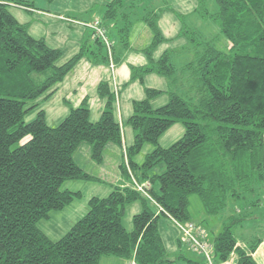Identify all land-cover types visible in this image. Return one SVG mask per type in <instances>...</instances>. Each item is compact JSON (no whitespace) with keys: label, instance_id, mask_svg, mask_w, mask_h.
Returning <instances> with one entry per match:
<instances>
[{"label":"trees","instance_id":"trees-1","mask_svg":"<svg viewBox=\"0 0 264 264\" xmlns=\"http://www.w3.org/2000/svg\"><path fill=\"white\" fill-rule=\"evenodd\" d=\"M211 1L216 11L209 9L207 0H200L198 14L219 26L228 47L219 48L216 40H207L179 16L181 38L188 41L194 59L178 69L172 52L152 60L165 41L158 27L164 9L154 7L157 0L108 3L103 22L117 29L120 49L114 46L110 53L95 35L94 42L85 41L64 65L58 64L60 50L31 37L28 26L10 12L11 8L31 11L33 3L0 0V264H100L103 258L176 264L167 254L161 218L175 224L190 222L191 197H198L206 218L221 215L231 200L247 203L258 196L253 202L257 203L264 191V0ZM139 22L148 26L153 40L143 51L149 65L131 67L132 80L143 83L148 74L167 78L169 103L153 109L151 101L162 92L150 89L143 101L134 102L129 120L134 143L126 150L120 171L123 178L136 181L113 188L105 198H92L87 214L53 242L39 223L81 197L62 190L63 184L99 180L75 163L77 149L89 143L92 160L101 164L107 145H123L122 127L114 115L117 96L108 83H100L98 95L106 105L97 123L90 120L88 98L57 127L48 126L44 111L32 121L28 115L38 109L35 102L82 59L103 66L123 61L131 51L130 31ZM176 124L184 127V136L172 147L162 148L160 138ZM146 144L155 149L138 166L135 158ZM159 165L164 172L152 175ZM134 203H140L142 211L128 232L123 218L127 206ZM243 221L239 215L229 218L215 237L213 254L219 264L233 255L236 264H257L253 254L262 239L240 247L234 229ZM181 238L179 250L183 242L188 247Z\"/></svg>","mask_w":264,"mask_h":264},{"label":"crops","instance_id":"crops-1","mask_svg":"<svg viewBox=\"0 0 264 264\" xmlns=\"http://www.w3.org/2000/svg\"><path fill=\"white\" fill-rule=\"evenodd\" d=\"M25 1L29 3H33L34 5V9H32L30 13L41 16L51 21V24L49 26L50 28H46L45 31L38 30L37 26L34 27L33 23L27 21V19L23 15L20 14L19 16H16L15 13L12 11L13 8H11L10 10L11 14L21 25L28 26L29 35L31 37H33L36 40H43L52 49L61 50L63 59L60 60L58 64L60 65V63L63 60H65V62L61 64L64 65L79 53L82 44L85 42L87 38L88 32L86 31V29L82 28L81 25H83L84 23H91L92 21L102 22L106 5L112 2L113 0H101V4L99 6V13L102 14L101 17H99L98 15H92L91 16L92 19L90 21L83 19L80 20L79 18L77 19L73 17L74 15H80L82 13L87 12L89 8L83 6L84 3L82 5L79 4L77 7L72 8L70 10L66 9V11H64V14L66 15H63L59 13L60 8L63 6L64 2H70V0H55L52 4L55 3L53 6L57 8L58 12H52L50 9L37 8L35 6L37 2L36 0L32 2L30 0H25ZM84 1L86 2V0ZM199 1L200 0H167V4L161 2L160 0H157V2H155L154 7L156 9H164L159 18L158 27L165 41L153 53L152 60L154 62L159 61L161 56L168 51L172 52L173 56H176V59L178 57L179 61L177 63L175 61V63L179 65L181 68L184 67L186 64L190 63L194 59L193 52L191 49H189L188 41L186 40V38H181V32L183 27L181 17L184 18V22L187 23L188 27L200 31L199 29L196 28V24L197 22L204 23L205 21H203L198 14V9L200 5ZM208 2L212 3L213 1L207 0V4ZM213 6H214V2L212 6L210 5V10L214 12L216 11V8L214 6L213 9ZM166 8H171L173 12L168 11ZM18 10H21L23 12H29L22 9H18ZM70 13L71 14L74 13V15L72 17L71 15H67ZM45 25L48 26V24ZM34 32L40 34L38 35L40 37L35 36ZM200 32L204 35L202 30ZM47 36H49L50 42L55 47L47 43L48 42ZM89 37L92 38V42H94V37H92L91 34ZM89 37L87 38L86 41H90ZM152 40H153V34L151 30L148 28L146 24H144L143 22H139L136 23L130 31L131 51H129L126 54V56L123 58V61L117 64V66L111 67L109 65L108 66L94 65L87 59H82L80 63L76 66V68L67 76L65 82L59 86V88L57 89L58 92L49 101L46 102L45 104L46 107L49 106L48 111H45L44 109L39 110L45 112L46 122L48 126L51 127L49 122H52L51 124L54 123V125H57L61 120L63 119L65 120L66 117L70 114L71 109L78 108L85 98L89 99V110H90V118H91L90 120L92 123H97L100 120L106 105V100L102 99L98 95V86L100 83L106 82L109 84L111 92L117 96V102L115 103L114 106V115L117 123H119V125H121L122 127L123 145L122 146L116 145V146L117 149H120L122 151L123 158H125L126 150L130 148L134 143V131L129 125V120L133 115L134 102L143 101L146 98V89H150V90H158L162 92L161 95H159L158 97H156L151 101V106L153 109L162 108L169 103L168 102L167 104L160 105V107L154 106L156 105V103L162 101L163 97L165 98L167 97L169 99L168 79L158 76L156 74H148L144 77L143 83H141L140 81L132 80L131 67L142 68L149 65L150 60L143 53V51L146 50L151 45ZM61 44L63 46L69 45V51L72 53L66 56V51L63 50V48H60ZM179 62L180 64H178ZM37 113L38 111L35 110L31 113L30 116L32 117ZM28 119L29 117L27 118V120ZM34 119L35 118L33 119L31 118L29 121H32ZM176 126L177 124L174 125L172 128H170L160 138L159 145L161 144L162 146L167 147V146H171L174 143V141L172 142V140L175 139L177 136H179V134L181 133V130H178V132L176 130L178 134L176 135L175 130H173L175 129L174 127ZM184 134H185V129L183 127V136ZM109 145H115V144H109ZM109 145H107V147ZM110 149H112L113 154L119 153V151L116 150V148L115 149L110 148ZM91 150L92 149H90V152ZM136 164L138 166L143 165V163H139V162L138 163L136 162ZM101 173L102 171H100V174ZM101 183L102 185L103 184L105 185L104 182L101 181ZM116 184H117L116 186L110 185V188H105L104 192L97 191L96 195H89L87 197L82 195V198L78 199V201L73 202L71 206H69V209L71 210L69 214L65 215L61 219L62 221L61 224L50 225L49 228L47 229V232H44L41 228L40 229L52 241H56L57 239L55 238H62L61 236L66 231V228L70 226H74L79 220H81L87 214L89 209L88 203L90 199H92L93 197L101 198L99 197L101 196L100 194L109 196L113 188L129 187L131 185V181L123 178L120 173V177L116 181ZM77 193H81V192H77ZM262 197L264 198V192L262 194ZM263 208H264V204H262L261 209ZM141 211L142 208L140 203H134L132 205L127 206L125 212V217L127 215V218H124L123 226L128 232H131L133 228L132 225H133L134 217L138 215ZM247 214H252V210L248 206L242 209L241 206V207H237V209L235 210L232 211L229 210L228 212H226L224 214L225 217L223 218V220L229 222V218L235 215H239L240 217L244 218V221L241 224H239L237 228L240 227L241 230L243 231L245 227H247V229H249L248 230L249 233L247 232L243 233L242 231H240L238 235L235 234L238 241V245L240 247H248L253 241L257 240L258 238L262 239L261 244L259 245L257 251L255 252L254 258L257 264H264V220L262 221V223L258 224V227L260 229L259 230L260 236H257L256 231L252 232L249 228V226H253V222L249 218L246 219ZM260 214L264 216L263 212H260ZM67 218L68 220H66ZM125 220H128V226L124 225ZM168 220L170 221L171 225L178 226L171 219ZM210 221L211 220L209 218H206L203 210H201L200 212L199 221H195L191 219L190 216V222L197 226H201V224L205 222L208 223ZM224 224L225 223H223V225ZM202 228L204 229L206 233V239L208 240V230L204 227ZM179 239H182L181 230L179 234H175L173 236V241L175 242L176 246ZM182 244H184V242ZM183 247L187 248L186 245ZM181 249L180 250L178 249L177 254L174 256V260H176V264H194L187 260H192L197 264H209V261L204 254L201 253L200 255L197 254L200 257H202V261L197 260L196 257H193L191 259L188 256L184 255ZM211 251L209 252L212 258V264H219L214 259V256L211 254ZM188 252L193 253L190 250H188ZM178 257H179V261L177 262ZM236 263H237V257L233 255L230 261L224 264H236ZM101 264H129V262L117 258H104Z\"/></svg>","mask_w":264,"mask_h":264},{"label":"rangeland","instance_id":"rangeland-1","mask_svg":"<svg viewBox=\"0 0 264 264\" xmlns=\"http://www.w3.org/2000/svg\"><path fill=\"white\" fill-rule=\"evenodd\" d=\"M30 1L32 2L34 0H30ZM36 1L37 2L35 4V6L37 8L50 9L52 12H58L57 8L55 6H53L55 3L54 4L48 3V2L43 1V0H36ZM79 4L80 5L83 4V6L88 7L89 9L87 10V12L82 13L80 15H74V13L73 14L70 13V14H67V15H71V17L74 15L73 17H75L77 19L79 18L80 20L83 19V20H87V21H90L92 19L91 18L92 15H98L99 17H101L102 14L99 13V6L101 4V0H86V2L84 0H70V2H64L63 6L60 8L59 13L63 14V15H66V14H64V11H66V9L70 10L72 8L77 7ZM153 5H154V3H153ZM210 5L212 6L213 2L212 3L208 2L209 9H210ZM48 6H50V7H48ZM214 6L216 8L215 4H214ZM214 6H213V9H214ZM12 11L15 13L16 16H19L20 14L23 15L27 19V21L33 23L34 27L37 26L38 30L45 31L46 28H50L49 26L51 24V21H49V20H47V19H45V18H43L41 16L35 15L33 13H30V10H29V12H23L21 10L13 8ZM62 19H64V18H62ZM96 23H98V21H92L91 23H84L83 25H81L82 28L86 29V31L88 32L87 38L90 36V34H91V36L93 35L92 37H94V39L96 38L95 35L96 36L100 35L98 33L99 31L97 29H95V28H98L99 30H103L104 31V34H105V36L107 38L106 42L101 39L103 44L106 45L107 51L109 49L112 51L114 46L117 48V50H119L120 49V44H119V38H118V34H117V29H114L115 27L112 26V24L104 23L103 20H102V22L99 21L100 24L98 23L99 24L98 27L96 26ZM45 24H48V26H46ZM65 26H68V25H65ZM196 28L199 29L200 31L202 30V32L204 33L205 38L207 40H216V45L219 48L224 50V49H226L228 47V43L225 42V39L220 34V29H219V26L217 24H213V23L209 24V22H204V23L197 22ZM34 33H35V36L40 37V36H38L40 34H37L36 32H34ZM47 38H48V40H47L48 42L47 43L50 44L51 46L55 47L50 42L49 36H47ZM87 38H86V40H87ZM100 38H102V37H100ZM39 39H41V38H39ZM89 39H90V41H92V38L89 37ZM112 39H113V41H112ZM129 39H130V36H129ZM107 43L109 44V46H107ZM60 48H63V50L66 51V56L70 55L72 53V52L69 51V45L63 46L61 44ZM127 53L128 52H126L123 57H125ZM108 54H109V52H108ZM62 59H63V57L61 58V60ZM174 59H175L174 62L176 61V63L179 61L178 57L176 59V56H174ZM64 62H65V60H63L60 63V65L63 64ZM178 64H180V62ZM109 66L114 67V66H117V64L111 63V64H109ZM177 68L180 69L181 67L179 65H177ZM66 78H67V76L65 77V79ZM65 79L61 83H59L55 87H53L50 90V92H48L43 97H41L38 101L35 102V105H37V107H38V109H37L38 112L41 109H44L45 111H48V107L49 106L46 107V105H45L46 102L49 101L58 92L57 89L59 88L60 85H62L65 82ZM170 86L171 85H170V81H169V89H170ZM166 98L163 97L162 101H160L159 103H156V105H154V106L155 107H160V105L167 104L169 102V99L168 98L166 99ZM30 115L31 114L28 115V117H29L28 121L31 118L32 119L36 118V116H37V114L33 115L32 117ZM63 120H61L57 125H54V123L51 124L52 122H49V124L51 125V127H57L58 125H60V123H62ZM174 128L175 129H173V130H175V132H176V130H177V132H178V130H181V133L179 134V136H177L175 139L172 140V142L174 141V143L171 146L164 147V146H162L160 144L162 148H164V149L170 148L182 138V136H183V127H182V125L181 124H177V126L174 127ZM177 132H176V135H178ZM90 146L91 145L89 143L81 144L80 147L77 149V151L74 154V161L86 173H88L89 175L93 176L95 179L98 178L99 180L98 181H88V182H86V181H70V182H66L62 186V190L68 189V190H70L73 193L81 192L82 194L80 193L81 194L80 198H82V195H84L85 197H87L89 195H96L97 191L104 192L105 188H110V185L116 186L117 185L116 181L119 179L120 173H121V171L119 169V166L122 165L123 161H124L122 151L120 149H117L116 145H109L108 147L105 148L104 153H103V158H104L103 163L104 164H102V163L98 164V163L94 162L92 160V158H91L92 152H90V149H92V148H90ZM110 148H114V149L116 148V150H118L119 153L118 154L117 153L113 154V151ZM154 149H155V147L153 145L146 144L143 147V149L141 151V154L138 155L135 158V162L144 163L146 156L148 154L152 153ZM125 156H126V152H125ZM164 169H165V167L163 165H159L157 168L152 170L151 174L153 175V174L162 173V172H164ZM100 171H102L101 174H100ZM106 171H107V173H106ZM101 181L104 182L105 185L104 184L102 185ZM133 181L135 182L136 180L135 179H131L132 183H133ZM99 186H101V187H99ZM138 187L142 188V186H140V185H138ZM100 195L101 196H99V197H101V198L107 197V195H104V194H100ZM93 198H95V197H93ZM259 198L260 199L255 204L253 202L258 199V196L252 197V198H250V200H247L246 201L247 204L244 203V202L242 203V202H240L238 200H231L227 210L224 213H222L221 215H219L217 217L209 218L211 221L208 222V223L205 222V223L201 224L202 227H204V228H206L208 230V240L206 239V236H205V240L206 241L202 240L205 244L209 243L208 244L209 248H207L206 250H208V251L212 250L211 254L214 256V254H213V242H214V239L220 232L223 231L224 227L226 225H228V222L223 220V218L225 217L224 214L226 212H228L229 210L232 211V210L237 209V207H241L242 206V209H243V208L248 206L252 210V214H247L246 219L249 218V219L252 220L253 226H249V228H250V230L252 232L256 231V235L257 236H260V231H259L260 229L258 227V224L262 223V221L264 220V216H262V214H260V212L264 213V208L261 209L262 204H264V198L262 196L261 197L259 196ZM76 201H78V199ZM248 202L250 204H254V205L249 206ZM69 206H71V205H69ZM69 206L66 207L62 211L51 212L49 214V219L48 220H42L39 223V227L44 232H47V229L49 228L50 225L61 224V222H62L61 219L65 215L69 214V212L71 210V209H69ZM201 210H202V206H201V202L198 199V197H191V199H190V207H189V213H190L191 219H193L195 221H199ZM256 213H258V214H256ZM124 218H127V215H126V217L124 216ZM124 218H123V220H124ZM66 220H68V218ZM159 223H160V231H161V234H162V237H163V240H164V244H165V247H166V250H167L168 257H169L170 260H174V256L178 252V244L176 246L175 242L173 241V236L175 234H179L180 233L179 227L175 226V225H171L170 221L167 218H165V217L161 218ZM223 223H226V225L224 227H223ZM124 225L128 226V220L124 221ZM72 227L73 226H70V227L66 228V231L64 232V234H62L61 237L66 235L71 230ZM132 227H133V225H132ZM129 229H131V228H129ZM132 230H133V228H132ZM248 230L249 229H247V227H245V229L243 231L241 230L240 227H238V228L236 227V229L234 230V233L237 234V235H238V233H240V231H242L243 233L244 232L249 233ZM55 239H57L56 241H59L61 238H55ZM56 241H53V242H56ZM183 246H185V244H182V247ZM187 248H188V250L192 251L195 254H193L191 252H188ZM187 248L183 247L181 249L184 255L188 256L191 259L193 257H196L197 260H201L202 261V257L199 256L200 255L199 252H196V250H194V248H192L189 244H188ZM243 248H247V247H243ZM197 254H199V255H197ZM254 255H255V253L253 254V258H254ZM102 260H101V262H102Z\"/></svg>","mask_w":264,"mask_h":264},{"label":"built area","instance_id":"built-area-1","mask_svg":"<svg viewBox=\"0 0 264 264\" xmlns=\"http://www.w3.org/2000/svg\"><path fill=\"white\" fill-rule=\"evenodd\" d=\"M99 23V22H98ZM96 23V26L98 27V24ZM97 29L100 35H97L98 37H102L101 39L104 40L106 42L107 38L104 34L103 30H99ZM107 46H109V44L107 43ZM109 52H111V50H108ZM139 188V187H138ZM139 190H141V188H139ZM179 229L181 230V235L184 238V240L186 241L187 244H189L192 248H194V250H196V252H199L201 254H204L208 261L209 264H212V258L210 256V252L208 250H206L207 248H209V245L206 243H204L202 240H205V236L206 233L204 231V229L201 226H197L191 222L185 223V224H177ZM129 264H137L135 260H131L129 262Z\"/></svg>","mask_w":264,"mask_h":264}]
</instances>
